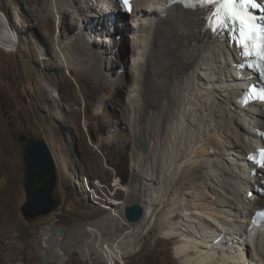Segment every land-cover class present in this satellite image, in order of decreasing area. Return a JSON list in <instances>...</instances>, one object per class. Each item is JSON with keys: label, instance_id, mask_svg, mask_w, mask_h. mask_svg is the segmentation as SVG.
<instances>
[{"label": "rangeland", "instance_id": "374dc122", "mask_svg": "<svg viewBox=\"0 0 264 264\" xmlns=\"http://www.w3.org/2000/svg\"><path fill=\"white\" fill-rule=\"evenodd\" d=\"M43 1L0 0V15H7V24L19 34L21 41L11 52L0 48V208L13 224H18L13 235L5 234L4 227L0 225V264H46L37 241L43 230L52 225L66 231L68 240L65 251L69 255L68 264H184L176 253L177 239H165L162 234L164 228L161 229L160 225L147 240L148 234L142 233L146 225H139L143 220L125 226L112 213L117 212L126 219L127 207L141 204L145 208V200L153 198L159 203L160 209L152 217V221L164 219L172 210L180 213L182 218L195 212L193 203L197 193L205 197L197 204L209 202L218 208H225L220 204L231 203L236 207L240 203L245 205L243 207H251L242 202L247 198L245 186L248 178L243 172L246 160L239 156L247 149L243 142L240 144L243 145L242 148L235 145L239 136H243L245 141L250 136L235 120L220 116V112L231 114L229 94L222 92L224 96L216 97V103L222 109L217 106L210 108L205 101H198L197 106L192 109L194 124L187 121L191 117L187 113L184 119L187 123L181 128L180 134L172 132L173 123L158 121V111L154 115V109L149 110L148 118L141 122L143 134H150L157 126L165 131L166 138H172V143L166 139L158 158L153 157V165L150 163L149 168H146V172H152L155 167L160 180L145 182L150 189L147 191L141 188L140 180L135 177L138 170L131 167L134 156H129L123 162L115 154V149L107 143L112 135L111 131L116 130L117 135L121 131L120 134L128 135L131 139V147L136 141L143 153L141 136L135 140L136 135L120 111L113 104H103V96L93 89L95 83L88 84L87 76L79 71L78 64L59 54V45L63 39L57 28L58 13L54 12L51 21L36 18L39 3L43 5ZM87 1L85 5L94 3L92 0ZM92 11L91 13L97 12L95 9ZM84 12L86 15L90 14L89 10ZM140 13L145 15L144 12ZM73 20V15H70L66 25L70 24L71 27ZM119 20L129 22L130 15H114L111 22L108 21L112 31L108 29L106 33L112 43H108L110 53L105 54L104 71L109 73L114 68L118 74L126 72L136 75L138 73L131 72L129 66L131 34L129 29L120 28L118 32ZM80 22L85 23L86 27L78 31L93 32L95 35H90V40L97 42V38L101 36L97 33L101 29L99 25H89L86 20H77V23ZM106 33L103 37H107ZM91 46L96 52L105 51L97 44ZM142 51L144 50L139 52ZM218 87L220 88L219 85ZM124 95L129 100L139 98V92L133 87L128 88ZM230 99L233 102L235 100ZM137 104L132 102L134 110L143 105ZM239 117L245 119L244 116ZM244 122L247 126L250 123L247 119ZM175 123L177 125V121ZM119 124L120 129H117ZM211 132L218 134L214 137V142L220 137V144L213 142ZM22 135L44 140L48 144L58 174L55 196L60 200V206L50 215L32 220L27 219L22 212L27 202L25 147L19 141ZM174 137L178 138V145L173 144ZM149 139L152 144L158 142L150 136ZM203 141L208 147L206 152L215 150L217 153L193 159L194 149H200ZM197 161L204 162L208 167L211 179H199L187 185L176 183L175 179L186 171V167L190 164L194 166L193 162ZM217 167L230 170L239 177L233 176L231 185L225 180L227 177L218 174ZM199 168L201 167L194 170L195 174L204 176L205 172H201ZM169 170L173 174L167 180L166 172ZM117 201H124L126 207L116 205ZM163 201L166 204H161ZM259 205L264 207V194L258 200ZM233 211L236 214L237 210ZM181 218L180 222L190 227L189 218L185 221ZM202 223L211 226L209 221ZM88 228H94L95 231H89ZM133 228L139 233L132 246L134 250H138L134 256L115 261L108 258L105 251L99 250L96 233H100L111 243L112 239L125 240L126 232ZM194 229L197 227L192 228V231ZM256 235L255 249L263 258L264 264V228L258 229Z\"/></svg>", "mask_w": 264, "mask_h": 264}, {"label": "bare ground", "instance_id": "6f19581e", "mask_svg": "<svg viewBox=\"0 0 264 264\" xmlns=\"http://www.w3.org/2000/svg\"><path fill=\"white\" fill-rule=\"evenodd\" d=\"M52 1L44 0L43 5L39 3L40 8L36 11L38 12L36 18L51 21L54 12L58 13L59 24L57 28L60 29V37L63 39L62 44L59 45V54L78 64L79 71L87 76L88 84L95 83L93 89L103 96V104H113L116 110L120 111L127 120L132 132L136 135L135 140L144 133L141 129V122H145L148 118L150 109H154V115L158 111L159 117L157 119L159 122L173 123L172 132L180 134L181 128L184 127L187 121L194 124L192 109L197 106L198 101H205L210 108L216 106L221 108L220 104L216 103V97L228 93V97L235 99L233 102L228 98L231 105V114L220 112V116L224 119L235 120L239 123L241 129L249 134L248 141H245L243 136H239L236 139L237 144H235L236 147L241 148L243 145L240 146V144L242 142L245 144L247 150L243 147L245 153H242L239 158L242 157V160H247L249 151L257 142L255 141L257 137L254 131L264 124V114L262 108L257 109V106L241 109L238 105L236 99L241 92V86L244 87L246 84L237 78V73L229 62L234 56V50L229 47L227 42H222L218 36L205 30L204 13L201 10L187 8L179 3V0H135L133 9L129 14L130 21L119 20L117 28L118 32H120V28L121 30L129 29L131 34L132 41L129 42L131 46L128 55L129 66L131 72H137L138 74L131 73L130 75L126 72L118 74L114 68H111L112 70L109 73L104 71L105 54L110 53L107 47L112 43V40L108 37L109 34L106 33L108 29L112 31L108 21L111 22L114 15L121 16L115 14L116 4L113 1L92 0L94 2L92 5H85L88 2L87 0ZM80 3H82L81 6ZM92 9L97 12L91 13L93 12ZM88 10L90 14L86 15L84 11ZM139 12H144L145 15L139 14ZM70 15L74 17L71 27L70 24L69 26L66 25ZM86 16H90V18L88 19ZM77 20L83 22L86 20L89 25H99L101 29L97 33H100L101 36L97 38L98 40L96 39L97 42L90 40L91 37L89 36L95 35L92 34L93 32L78 31L84 29L86 25L82 22L77 23ZM7 21L8 18L5 13L0 15V48L6 52H11L21 41L19 34L15 33L12 27H9ZM105 33L107 37H103ZM91 43L97 44L100 49L105 51L103 53L94 51ZM138 50L144 51L140 53ZM131 87L139 92L138 99L129 100L124 97L126 90ZM132 102L134 105H138L137 103H143V105H139L134 110ZM187 113L191 117L184 121ZM238 115L244 116V120L247 119L250 122L248 126ZM180 117H182L181 120ZM120 126L121 124L117 126V129H120ZM155 127L156 129L153 132L145 134L149 146L147 154L141 152V147L136 144V141L131 147V139L128 138V135L123 136L120 134L121 131L119 135L116 134V130L111 131L112 135L107 140V143L115 149V154L123 162H126L129 156H134L131 167L138 170L135 177L140 180L141 188H145L147 191L150 189L146 183H154L160 180L155 167H153L152 172H146V168H149L150 163L153 165V157L154 159H156V156L158 158V153L163 150V143H166V139H169L172 143V138L170 139L169 136L166 138L163 129ZM211 134L214 142V137L218 134L214 132H211ZM149 136L154 140H158L157 144L156 142L152 144ZM215 142L220 144V137H217ZM173 144H179L178 138H175ZM96 149H99V147H96ZM207 150L208 147L204 142L200 149H194L193 159L202 158L208 153H217L215 150L206 152ZM193 163H195L194 166L190 164L186 167V171L175 179L176 183L187 185L199 179H211L208 174V167L204 162L197 161ZM202 163L204 165H201ZM198 167H201L199 168L201 172H205L204 176L201 175L200 177L195 174L194 170ZM244 167L246 168V165ZM244 167L243 172L248 178V183L245 186L247 189L246 195H248L249 191L255 189V187L251 188L254 179ZM217 170L220 176L227 177L225 180L231 185L233 183L232 177H239L222 167H217ZM172 174L170 170L166 172L167 180L172 178ZM204 198L201 193H197L193 203L195 212L190 211L191 213L182 217L184 221L189 218L190 227L180 222L181 214L176 213L174 210L167 214L164 219L158 222L156 220L152 221V217L160 209L159 203L153 198L145 200L146 213L142 219L143 221L139 223V225H146L142 233L146 232L148 234L147 240H149L154 235L158 225H160L161 229L164 228L162 234L165 239H177L176 253L184 264H263V258L255 249L258 228L253 227L251 224L253 212L257 208H264L258 206L260 198L256 197V202L249 200L248 197L243 199L242 202L251 205L250 208L243 207L245 205L240 203L236 204V207L231 203L220 204L221 207L225 208H218L213 204H209V202L197 204L198 201H203ZM115 204L123 208L126 207L124 201H117ZM161 204H166V201L161 202ZM234 209L237 210L236 214H233ZM112 216L121 219L122 224L125 226L131 225L129 221L124 219L123 215L121 216L117 212L112 213ZM175 218L178 219L174 221ZM203 221L205 223L209 221L211 226L204 225ZM0 225L4 227L5 234L13 235L18 224H13L7 214L0 208ZM195 225H197V229L192 231V228H196ZM134 228L132 231L127 229L129 232H126L125 240H123L124 238L112 239L110 240L111 243L105 240L100 233H96L99 250L105 251L107 257L115 261L134 256L138 250H134L132 246L139 234ZM263 228L264 226L261 227V230ZM58 230L59 228L55 225L46 228L37 241L46 264H68L69 255L65 251L68 239L66 235H59ZM88 230L95 231L94 228H88ZM198 234L201 236H198Z\"/></svg>", "mask_w": 264, "mask_h": 264}, {"label": "snow or ice", "instance_id": "6c2138e0", "mask_svg": "<svg viewBox=\"0 0 264 264\" xmlns=\"http://www.w3.org/2000/svg\"><path fill=\"white\" fill-rule=\"evenodd\" d=\"M121 3L130 11L129 0H121ZM196 4L212 9L207 17V26L214 35L228 29L232 31V39L241 50V55L249 61L248 67L264 79V25L257 22V16L252 12L264 10V5L258 0H192L188 6ZM249 95L264 102V88L257 90L252 87ZM249 160L264 168V150L259 153V159L250 156ZM262 222L264 211L257 212L253 218L257 226Z\"/></svg>", "mask_w": 264, "mask_h": 264}, {"label": "water", "instance_id": "95a60500", "mask_svg": "<svg viewBox=\"0 0 264 264\" xmlns=\"http://www.w3.org/2000/svg\"><path fill=\"white\" fill-rule=\"evenodd\" d=\"M19 141L24 143V158L26 165L25 189L27 202L22 212L27 219L48 216L61 204L55 196L58 183L57 166L51 149L44 140L22 135ZM143 153L149 152L147 139L141 135ZM126 219L130 223H139L144 218L146 209L141 204L126 208ZM59 235H66L64 229L58 230Z\"/></svg>", "mask_w": 264, "mask_h": 264}, {"label": "trees", "instance_id": "16d2710c", "mask_svg": "<svg viewBox=\"0 0 264 264\" xmlns=\"http://www.w3.org/2000/svg\"><path fill=\"white\" fill-rule=\"evenodd\" d=\"M126 16H127V15H126ZM126 16H125V17H126Z\"/></svg>", "mask_w": 264, "mask_h": 264}]
</instances>
